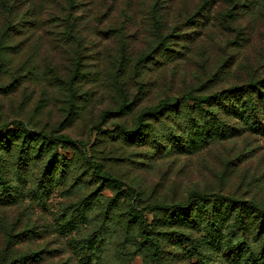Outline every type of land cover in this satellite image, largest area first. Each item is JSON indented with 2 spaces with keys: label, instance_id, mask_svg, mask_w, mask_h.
<instances>
[{
  "label": "rangeland",
  "instance_id": "rangeland-1",
  "mask_svg": "<svg viewBox=\"0 0 264 264\" xmlns=\"http://www.w3.org/2000/svg\"><path fill=\"white\" fill-rule=\"evenodd\" d=\"M154 10L163 35L185 33L187 42L166 65L135 71L134 60L156 40ZM197 12L198 25L189 24ZM262 79L264 0H0V130L22 122L30 131L67 135L76 143L66 153L64 177L56 172L51 194L37 202L31 188L50 156L30 151L29 165L20 169L21 130H6L15 138L9 152L0 142V174L9 186H0V194L19 192V201L0 204V264H149L139 249V230L129 223L131 207L185 203L209 192L264 208V134L246 131L187 154L168 148L167 127L153 119L147 124L157 128L159 148L123 133L164 100L192 91L213 95ZM182 111L185 127L190 110ZM170 127L184 134V127ZM113 181L128 196L117 199ZM99 193L103 197L96 199ZM87 197L94 203L88 222L70 231L65 220ZM144 216L149 223L154 218L149 210ZM186 226L158 228L159 264H243L246 256L231 255L232 243L242 239L229 217L217 230L207 222ZM250 233L253 256L264 264V235L256 237L253 228ZM92 235L100 248L85 255L79 241Z\"/></svg>",
  "mask_w": 264,
  "mask_h": 264
},
{
  "label": "trees",
  "instance_id": "trees-1",
  "mask_svg": "<svg viewBox=\"0 0 264 264\" xmlns=\"http://www.w3.org/2000/svg\"><path fill=\"white\" fill-rule=\"evenodd\" d=\"M155 11L152 13V18L154 19L153 29L157 34L156 40L148 52L141 54L134 60L132 66L135 71H143L148 68L149 64L166 65L180 54V51L177 50L181 48L180 45L183 42H187L186 37L188 34L185 33L178 36L176 34L163 35L164 27ZM6 15L10 16L8 13ZM198 15V12L191 15L187 22L189 24H196V21L193 19ZM9 28L7 27L5 31ZM174 37H177L176 39L178 40H174ZM175 46L177 47L176 49L174 48ZM73 95L71 98H73ZM184 106H188L190 110L185 127L182 120ZM152 119L155 123H160L167 127L170 135L168 134V139L165 138L164 140H168L172 144L166 147L174 151L179 146L178 149L187 154L202 151L213 143L238 137L246 131L264 134V79L251 82L241 88H231L230 90L213 95H199L196 91H192L179 100H164L157 107L142 112L134 130L123 131L124 135L127 137L138 136L139 141H144V139L148 141L149 139V141L158 145L156 148L161 147L162 144L160 145L158 141L159 134L157 128L153 124H147V121ZM169 123L178 127H184L182 130L184 134L179 136V131L171 130ZM241 123L243 126H241ZM231 124H235L238 127H232ZM11 126H16L20 129L19 136L23 138L22 144L19 147L20 156L18 163L20 169L29 165L32 151H34L36 158H41L43 152L50 156L41 170V179L34 183L30 193L35 201L42 202L44 196L51 194L53 182L56 181V172L60 170L59 177H64V173H66V168L68 167L66 153L70 148H75L76 143L67 135H49L43 131L38 133L28 130L25 123H11L7 125V128L0 130V142L8 152L13 144V138H15V132L11 137L9 133H6V130ZM179 138H186V140L180 141ZM110 181L112 180L110 179ZM0 186L4 189L9 187L7 180L1 174ZM112 187L116 192L117 199L120 195L128 196L123 191V187L116 184V181H113ZM2 191L0 194V204L12 205L19 201V192H8L6 197H4ZM102 193H99L96 199L103 197ZM88 197L80 204L81 207L78 210V214L71 219L65 220V226L70 231L78 230L80 224L88 222L86 215L94 204L86 200ZM110 201H115V199H111ZM199 203L203 204L201 208H199ZM209 203L214 205L211 211L206 209V205ZM147 210L151 211L154 215L151 223L144 216ZM129 215V223H132L131 227L138 228L140 233V252H144L145 257L150 260L149 264H159L160 261L158 253L160 251L161 240L156 237L158 228L167 225L184 226V224L187 225L186 227L199 228L204 222H207V225L213 226H208V228L217 230L219 229L217 228L218 223L225 217L231 219L235 236L241 235L240 240H243H241L239 245L232 243L235 247L231 251V255H236L238 260L241 259L242 255L243 257L246 256L243 264H250V262L257 264L263 259L260 257L254 258L251 245L247 241L248 235L251 234V228L255 231L256 237L264 235V208L253 202L238 200L221 193L203 192L194 193L185 203L168 204L163 202L140 211L131 207ZM82 220L83 222H81ZM98 239L97 236L93 237L92 235L79 241L85 255H88V251L91 250L94 256L95 251L100 248V241ZM197 248L201 249L202 247L198 244ZM197 254L201 255V250H198ZM247 254H249V257ZM35 255L36 253L22 256L21 259H32Z\"/></svg>",
  "mask_w": 264,
  "mask_h": 264
}]
</instances>
